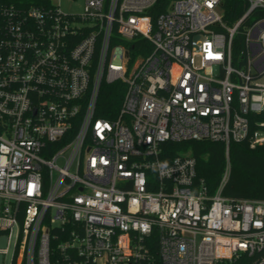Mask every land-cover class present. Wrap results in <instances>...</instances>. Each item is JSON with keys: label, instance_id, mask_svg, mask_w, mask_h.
Masks as SVG:
<instances>
[{"label": "built area", "instance_id": "obj_1", "mask_svg": "<svg viewBox=\"0 0 264 264\" xmlns=\"http://www.w3.org/2000/svg\"><path fill=\"white\" fill-rule=\"evenodd\" d=\"M224 1L171 0L156 16L157 0L0 6L9 264H264V200L221 194L230 144L264 147V0H242L232 24ZM116 82L118 116L97 117L101 83ZM186 141L224 145L211 197L190 155L162 158Z\"/></svg>", "mask_w": 264, "mask_h": 264}, {"label": "trees", "instance_id": "obj_2", "mask_svg": "<svg viewBox=\"0 0 264 264\" xmlns=\"http://www.w3.org/2000/svg\"><path fill=\"white\" fill-rule=\"evenodd\" d=\"M171 0H157L150 10L156 16L165 11ZM14 4L21 7L44 5L50 7L49 0H0V6ZM246 4L242 0H225L222 6L223 19L232 24L244 12ZM240 39V38H239ZM234 51L238 50L235 46ZM142 43L136 39L132 43L134 49ZM125 93L121 83H101L96 105V116L112 120L118 111ZM162 158L167 161L175 156L187 153L195 161V183H203L207 196H213L218 187L225 167L224 145L211 141H186L166 143L161 148ZM230 163L229 177L221 194L230 199L264 200V147H251L248 140L231 143L228 151ZM155 255L156 243H153ZM11 264H15L13 259Z\"/></svg>", "mask_w": 264, "mask_h": 264}, {"label": "rangeland", "instance_id": "obj_3", "mask_svg": "<svg viewBox=\"0 0 264 264\" xmlns=\"http://www.w3.org/2000/svg\"><path fill=\"white\" fill-rule=\"evenodd\" d=\"M50 2L58 6V8L65 14H80L82 12L84 0H50ZM7 246L6 236H0V249H5ZM13 251V244L11 243L8 247L6 254L0 253V264H9Z\"/></svg>", "mask_w": 264, "mask_h": 264}]
</instances>
